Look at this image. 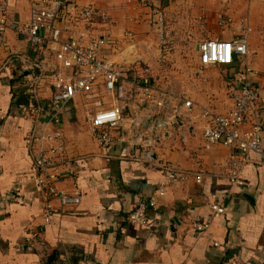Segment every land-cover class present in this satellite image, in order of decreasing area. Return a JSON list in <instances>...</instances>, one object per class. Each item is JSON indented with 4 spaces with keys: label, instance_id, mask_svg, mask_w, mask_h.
I'll return each instance as SVG.
<instances>
[{
    "label": "crops",
    "instance_id": "0c3cea01",
    "mask_svg": "<svg viewBox=\"0 0 264 264\" xmlns=\"http://www.w3.org/2000/svg\"><path fill=\"white\" fill-rule=\"evenodd\" d=\"M31 2L21 0L10 17L26 21ZM72 2L79 9L91 5L108 13L110 22L98 21L97 33L111 34L113 42L105 56L123 68L126 80L146 76V67L148 75L158 79L160 57L179 61L164 72L182 75L179 82L187 94L181 97L193 102V117L184 100L178 124L162 117L168 134L157 141L153 152L158 161H170L182 170L201 174L202 179L169 183L160 169L136 160L143 151L144 137L138 135L152 121L147 119L149 107L136 108L135 97L125 111L126 124L113 130L115 144L104 147L87 121L93 106L77 95L60 114L75 176L59 181L57 187L78 190L82 199L71 207L53 201L55 211L46 223L43 190L26 137L33 128L51 130L55 125L46 124L49 117L45 114L39 123L35 121L24 88L31 77L30 65L19 58L38 63L48 72L58 62L52 46L45 44L34 53L23 36L7 31L0 47V264H225L235 258L244 264H264V160L252 153L241 168L243 184L231 182L234 149L206 145L202 121L195 116L199 107L228 111L233 106L231 84L245 68L244 59L236 58L229 66L201 70L198 43L232 40L250 28L248 63L256 73L249 76L260 99L257 110L248 114L247 125L262 122L264 127V0ZM160 15L166 42L161 41ZM82 32L74 30L77 36ZM174 47L179 49L172 51ZM164 81L173 86L172 80ZM45 85L39 101L48 109L51 91ZM135 115L144 122L132 129L128 121ZM155 131L161 137L162 128ZM160 187H165V194L156 209L148 210L150 223H129L127 216L142 194ZM216 202L225 206V213L214 216L211 207ZM196 222L206 227L196 229Z\"/></svg>",
    "mask_w": 264,
    "mask_h": 264
},
{
    "label": "built area",
    "instance_id": "2783aa9c",
    "mask_svg": "<svg viewBox=\"0 0 264 264\" xmlns=\"http://www.w3.org/2000/svg\"><path fill=\"white\" fill-rule=\"evenodd\" d=\"M20 1L0 0V47L4 42L2 35L7 31H14L28 41L34 53L45 44L52 46L58 62L57 68L48 72L49 70L38 63L19 58L23 64L30 65L28 67L31 77L25 80L24 88L28 107L35 114V121L39 123L45 114L49 117L46 124L55 125L51 130L33 128L26 137L37 182L43 190V215L46 223L51 222L55 211L53 201H58L61 207H71L78 205L82 199L78 190L67 192L57 187L59 181L75 176L74 162L67 155L68 143L60 114L77 95H82L87 103L93 106L87 114V121L99 144L104 147L115 144L113 130L124 127L128 118L125 111L131 107L135 97L136 108L149 107L147 119L152 121V124L138 135L144 137L141 138L143 151L136 160L151 168L160 169L169 183L187 182L192 178L198 181L202 179L199 173L182 170L170 161H158L154 157V145L168 134L165 121L161 118L169 117L173 120L172 125L178 124L175 118L181 112L180 103L184 100L190 114L194 104L191 100L176 97L170 91L160 90L156 79L148 75V67L144 69L146 76L125 79L123 68L105 56V50L113 42L111 34L97 33L98 21L104 25L110 22L106 11L91 5L79 9L72 0H32L28 19L22 21L19 17H10L11 13H16ZM81 23L84 26L81 27ZM158 23L163 40L161 15ZM75 28L83 30L81 35L74 34ZM249 32L250 28H244L242 33L232 40L206 39L198 43L202 69L216 65L229 66L236 58L245 61L244 71L237 75L230 87L233 106L225 112H214L199 107V112L195 115L202 121L201 135L206 145H223L234 149L229 180L238 185L243 184L240 177L242 165L251 158L252 153L258 154L264 160L262 122L247 125V116L257 110L260 99V92L251 84L249 76L256 73L248 63L251 55ZM45 84L51 91L46 105L48 109H44L39 101ZM190 117H193L192 114ZM143 122L141 116L135 115L132 121H128V125L137 129ZM159 127L162 128L161 137L155 131ZM164 194L165 187L142 194L137 207L128 214V222L135 226L148 225V210L156 209L159 197ZM211 208L214 216L225 213L222 203L216 202ZM194 226L196 229H202L206 227V223L196 222ZM225 264L244 262L241 263L235 258Z\"/></svg>",
    "mask_w": 264,
    "mask_h": 264
},
{
    "label": "rangeland",
    "instance_id": "374dc122",
    "mask_svg": "<svg viewBox=\"0 0 264 264\" xmlns=\"http://www.w3.org/2000/svg\"><path fill=\"white\" fill-rule=\"evenodd\" d=\"M97 26H99V25H97ZM99 30V29H98ZM155 33H157V31H155ZM165 36V35H164ZM156 37L159 39V32H158V35H156ZM160 40V39H159ZM161 41H163V42H166V40H162L161 39ZM157 46V44H155V47ZM158 48H161V45H159V47ZM175 49H179V47H174V48H172L171 50L173 51V50H175ZM164 49H162V51H163ZM170 50V49H169ZM177 63H179V61L177 60V59H175V60H172V59H169V58H165V57H160V63H159V70L158 71H160V73H158V74H156V76H158V79L160 80H158L157 78V81L159 82V83H157L159 86H158V88L160 89V90H167V91H170L171 93H173L176 97H180V98H182L181 97V93H185V94H187V91H186V89H182V87H181V85H180V83L181 82H179L180 81V79H181V77H182V75L180 74V73H169V72H167V73H165L164 72V70L167 68V71H170V70H172V65L173 64H177ZM212 67V66H211ZM210 67V68H211ZM206 68H208V67H206ZM206 68H203V69H206ZM202 68H201V70H203ZM173 70H177V69H173ZM198 74L199 75H201V73H199L198 72ZM164 79H170V80H172L174 83H173V86H168V84H166L165 83V81H164ZM167 87V88H166ZM169 87V88H168ZM204 91H202V92H206L205 90L206 89H203ZM175 119H177V117L175 118ZM173 121V120H172Z\"/></svg>",
    "mask_w": 264,
    "mask_h": 264
}]
</instances>
